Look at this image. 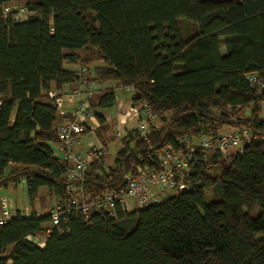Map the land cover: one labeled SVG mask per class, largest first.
I'll list each match as a JSON object with an SVG mask.
<instances>
[{
  "label": "trees",
  "instance_id": "trees-1",
  "mask_svg": "<svg viewBox=\"0 0 264 264\" xmlns=\"http://www.w3.org/2000/svg\"><path fill=\"white\" fill-rule=\"evenodd\" d=\"M21 3L34 12L22 21L4 17L0 6V187L24 178L31 210L0 225V264H264V0ZM95 61L103 63L95 78L132 86L161 126L146 140L128 130L111 165L105 154L91 160L87 197L120 186L136 166L157 169L154 152L178 148L183 136L238 126L259 137L228 155L197 146L187 189L159 202L132 211L116 205L114 216L91 210L89 225L72 213L64 217L68 230L45 234L50 214L33 205L42 189L54 205L67 197V169L50 144L70 119L49 93L75 81L64 63ZM249 73L263 86L251 85ZM114 104L112 87L90 100L98 133L101 112ZM36 235L43 246L28 238Z\"/></svg>",
  "mask_w": 264,
  "mask_h": 264
},
{
  "label": "built area",
  "instance_id": "built-area-1",
  "mask_svg": "<svg viewBox=\"0 0 264 264\" xmlns=\"http://www.w3.org/2000/svg\"><path fill=\"white\" fill-rule=\"evenodd\" d=\"M1 13L14 21H22L34 14L23 4L16 2L3 3ZM75 75L76 79L72 82L74 87L65 93L67 105L63 106L57 99L54 102L59 114L70 118L58 125V142L50 145L53 156L66 166L68 183L65 186L66 199L54 205L49 211L50 222L44 229L45 234L54 228L58 231L68 230V227L64 226V217L72 213L80 215L89 225L91 210H102L114 216L116 205L127 210L126 198L135 200L138 207L159 202L169 192L175 193L187 189V178L191 171L190 161L197 146L204 150L218 149L228 155L232 148L242 152L245 142L259 137L254 131L238 126L230 127L214 136L203 133L193 138L183 136L177 141L178 148L167 143L154 152L157 169L136 166L133 174L123 175V183L120 186L108 188L99 195L87 197L82 188V181L88 172V164L91 160H100L106 149L102 144L99 146L87 144L82 148H75V146L83 141L85 128L88 132H95L98 127L90 107V100L100 90V81L95 78L93 69L88 65H79ZM246 78L251 85L258 88L263 86L254 73L247 74ZM115 89H125L130 93V98L122 104L116 134L119 138L124 137L119 128L121 124L128 122L131 114L132 119L137 121L135 129L138 136L146 140L149 130L157 127L156 116L152 113L150 106L146 101L134 99L136 92L132 86L122 88L120 84H117ZM51 97H55L54 93H51ZM154 187L158 189L154 191ZM12 217L9 198L0 195V225ZM28 238L33 239L32 241L39 246L44 245V236L40 240L37 236H28Z\"/></svg>",
  "mask_w": 264,
  "mask_h": 264
},
{
  "label": "crops",
  "instance_id": "crops-1",
  "mask_svg": "<svg viewBox=\"0 0 264 264\" xmlns=\"http://www.w3.org/2000/svg\"><path fill=\"white\" fill-rule=\"evenodd\" d=\"M71 65H73V68H69V69H72V70H76L79 67L78 64H71ZM90 67L93 69V74H94V69L103 67V63H102V61H95L94 64L90 65ZM116 85H117L116 82H100V86H99L100 90H103V89L108 88V87H112L114 89L115 104L112 107L115 110L114 113L112 114L110 112V110H104V111L101 112L102 121H103L102 125L103 126L104 125L107 126L109 124L110 127H113V131H112L113 135L112 136H114V134H115V129L117 127V121H118L119 117L121 118L122 104H123L124 101H126L127 99L130 98V93L127 90H125V89H121V90L115 89ZM73 87H74V85L72 83H65V84L62 85L60 90H51L49 95L51 97V93H54L56 99L61 101L63 106H66L67 105V101H66L65 93L70 91ZM134 121H135V123L133 125H130V122L121 124L120 128H119V130L121 131V134H123L125 136L128 130H131V129L135 128V124H136L137 121H136V119H134ZM88 122L90 123V121H88ZM97 123H98V121H97ZM102 128L99 131L100 134L98 133V131L84 133V140L82 141L83 145L81 146L80 145L81 143H80V144L76 145L75 148H82L83 146H85L87 144H90V145H93V146H99L100 144L103 145V143H105V146H106V142L102 138V135H101V132L103 131ZM227 129H229V128L225 127V128L222 129V131L227 130ZM16 183H18V185L20 186L21 192H22V194L19 193V195L21 197V200H23V202H24V205H23L22 209H19L18 206H17L16 200L14 198H12V197L7 196L5 192H0V195L7 196L9 198L10 205H11V211H12L13 215L15 213L19 212V213H21L24 216H29L30 210H31V206H30L29 201H28V196H27V191H26V183H25V179L24 178H19L17 181H10L6 186H2L0 188H4L5 190H8L9 188H14L16 186ZM153 189H154V191H156L158 188L154 187ZM125 201H126V203H128L127 211H132L134 208H138L135 200H134L135 203L133 202V199H131V198H126ZM38 204H39V202L36 201L34 203L33 207H34L36 212L39 211V212H37V214L40 215L42 213H41L40 209L37 210V205ZM131 206H132V208L130 209ZM51 208L47 209V212H49L51 210Z\"/></svg>",
  "mask_w": 264,
  "mask_h": 264
},
{
  "label": "rangeland",
  "instance_id": "rangeland-1",
  "mask_svg": "<svg viewBox=\"0 0 264 264\" xmlns=\"http://www.w3.org/2000/svg\"><path fill=\"white\" fill-rule=\"evenodd\" d=\"M21 1L22 0H7L6 3L16 2V3L22 4ZM0 6H2V4ZM222 39L223 38H220V49L222 51H224V45H223ZM88 66H90V65H88ZM64 67L65 68H73V65L68 64V63H64ZM109 110L112 114L115 111L114 108H111ZM259 112H260V116H262L264 118V103H261L259 105ZM244 113H247L246 109H245ZM131 119H132V117L130 114L128 117V123L130 122V125H133L135 123V121H134V119H132V120ZM156 125H157V127L161 126L160 119H158V118H156ZM112 131H113V127H110V125L108 124L107 126L106 125L103 126V131L101 132L102 138L106 142V146H105V149H106V151H105V165L106 166L112 164L113 157L116 154L115 152L119 148L121 141L124 138V137L119 138V136L116 134V129H115V134H114L115 137L112 136L113 135ZM83 140H84V138H83ZM80 145L82 146L83 143L81 142ZM0 192H5L7 196L14 198L16 200V203H17V206L19 209L23 208L24 202H23V200H21V197L19 195V193L22 194V192H21V189H20V186L18 185V183H16V186L14 188H9L8 190H5L4 188H0ZM171 194L172 193L169 192L167 195H171ZM212 200H213V197H212L211 193L207 192L206 196H205L206 203H209ZM37 201L39 202V204L37 205V210L40 209L41 213L47 212V209H50L55 204L53 198L45 189H42L40 191L38 198H37ZM133 202H134V200H133ZM131 208H132V206L130 207V209ZM37 212H39V211H37ZM257 214H258V208H255L252 212V216H256ZM260 235H261V233L256 234V236H260ZM36 236H37L38 240L43 239V236H41V235H36ZM31 240H33V239H31Z\"/></svg>",
  "mask_w": 264,
  "mask_h": 264
}]
</instances>
